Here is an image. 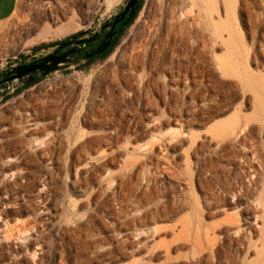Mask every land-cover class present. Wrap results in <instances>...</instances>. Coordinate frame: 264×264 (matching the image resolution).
Here are the masks:
<instances>
[{"label": "rangeland", "instance_id": "374dc122", "mask_svg": "<svg viewBox=\"0 0 264 264\" xmlns=\"http://www.w3.org/2000/svg\"><path fill=\"white\" fill-rule=\"evenodd\" d=\"M60 1L69 11L58 20L45 0L17 1L0 32V73L98 30L126 0ZM154 1H141L103 58L0 93V131L9 129L0 134V264H264V0H227L237 68L223 75L207 63L183 91L172 80L188 57L159 76L119 62ZM68 23L64 35L39 37ZM226 46L210 36L206 53L221 57ZM45 92L53 113L29 135ZM236 121L253 130L221 132ZM20 142L26 157L7 161Z\"/></svg>", "mask_w": 264, "mask_h": 264}, {"label": "bare ground", "instance_id": "6f19581e", "mask_svg": "<svg viewBox=\"0 0 264 264\" xmlns=\"http://www.w3.org/2000/svg\"><path fill=\"white\" fill-rule=\"evenodd\" d=\"M114 1L117 0H109L107 2L112 3ZM226 2L227 0H155L150 7L151 9L149 10L147 20L124 48L119 56V62L128 67H140L142 71L149 70L152 74L154 73L159 76L171 68L174 58L178 60V58L188 57L191 59V66H188L189 69L185 66H180V62L177 61V65L182 68H179L178 75L172 80L175 89L182 91L186 89L187 82L185 80L187 79V74L190 75L191 82L195 83L198 80L196 77H202L205 74L207 63H209L212 71L220 72L223 75L233 73L237 67L235 61L232 62L230 59V56L233 57L235 53L234 47L231 46L232 31L225 29L222 20L223 14L225 15L227 12ZM45 3L47 4L48 18L50 20H58L61 17L65 18L69 11L67 4H64L60 0H45ZM209 13L210 21L214 28L211 32H209L208 20H206ZM71 28L72 25L70 23L53 30L46 28L39 34V37H59L67 33ZM210 36L220 44L227 43L226 53H223V56L214 57L207 55L206 50ZM127 78L131 80L134 76L130 74ZM134 84L136 83L134 82ZM38 105L39 108L37 110L34 109L33 117L31 116L28 119L26 132L29 135L37 131L41 132L44 129L41 120L49 115L54 108L51 93L45 92L43 99H41ZM165 123L168 124L169 120H165ZM235 123V126L233 128L231 127V129L225 126L220 127L221 132L227 134L229 130L232 133L245 132L248 128L253 130L252 125L248 122L242 124L236 121ZM6 129L8 127L4 126L0 134ZM27 150V143L20 142L13 148L11 156L7 157L6 160L16 161L23 156L26 157ZM46 154V151H40L41 157L46 158ZM45 169L48 178H52L50 167ZM38 212H46L45 207L39 206ZM247 228H235L234 232H243L248 230ZM195 243L196 246H200L198 238ZM245 244L248 246L249 242L245 240Z\"/></svg>", "mask_w": 264, "mask_h": 264}, {"label": "water", "instance_id": "95a60500", "mask_svg": "<svg viewBox=\"0 0 264 264\" xmlns=\"http://www.w3.org/2000/svg\"><path fill=\"white\" fill-rule=\"evenodd\" d=\"M125 2V7L118 14L104 21L99 26L97 31L89 32L88 36L84 38H79L81 34H84L83 32L72 35L71 39L68 42H60L53 52L41 57L39 62L33 61L10 68L5 72L8 77L4 79V81L7 84H11L15 81H19L21 84H28L34 80L33 75L36 73L38 74V78H40L42 76H47L51 72L61 70L72 60L71 55L81 52V49L79 48L80 44H85L96 40L99 36H101V33L105 29H109L107 33L102 36V42L97 47H94L89 51L84 50L82 56L85 59H91L100 54L107 48L110 39L115 35L116 32L113 30L115 25L122 21L127 13V21L130 20L133 16L134 7L137 0H126ZM68 44H72V47L67 51L59 53V51Z\"/></svg>", "mask_w": 264, "mask_h": 264}, {"label": "flooded vegetation", "instance_id": "af4514ba", "mask_svg": "<svg viewBox=\"0 0 264 264\" xmlns=\"http://www.w3.org/2000/svg\"><path fill=\"white\" fill-rule=\"evenodd\" d=\"M140 2H141V0H137L136 5H135V7H134V11L136 10V8H137L138 5L140 4ZM125 5H126V2H125L124 5L122 6V8H120V9L118 10V12H116V14H118V13H119V12L125 7ZM116 14H115V15H116ZM127 19H128V13L124 16V18H123L122 21H120L119 23H117V24L115 25V27H114V29H113V30L116 32L115 35L110 39V41H109V45L107 46V48H106L105 50H103L100 54L96 55L95 57H93V58H91V59H85V58H83V56H82V53H83L84 50L89 51L90 49H92V48H94V47H97V46L102 42V40H103L102 36H103L105 33H107V31H108L109 29H105V30L101 33V36H99L96 40H94V41H92V42H89V43L80 44V45H79V48L81 49V52H80V53H77V54H73V55H71L72 60H71L70 62H74V61H82V62H84V63H86V61H90V62H92V61H94V60H96V59H98V58H102V56H103L104 54H108V52H109V51L112 49V47H113L112 45L115 44V43L117 42V40H118V39L120 38V36L123 34L124 30L130 25L131 19L128 20V21H127ZM96 31H97V30H96ZM94 32H95V31H94ZM80 33H81V32H80ZM87 36H88V34H81V35L79 36V38H84V37H87ZM70 39H71V36H69L68 38H65V39H63V40H59L56 44H54V45L48 47L49 49H48L46 55L49 54V53H51V52H53V51L57 48V45H58L60 42H68ZM71 47H72V44H68V45H66L64 48H62V49L59 51V53H62V52H64V51H67V50H69ZM41 57H43V56H40V57H34V58H32L31 60H29L27 63H30V62H33V61H37V62H39L40 59H41ZM21 64H24V63H21ZM33 76H34V80L32 81V83L37 82L38 80H40V79L43 78V76L40 77V78H38V74H37V73L34 74ZM7 77H8V75H7L5 72H2V73H1V76H0V86L6 84V82L4 81V79H6Z\"/></svg>", "mask_w": 264, "mask_h": 264}, {"label": "crops", "instance_id": "0c3cea01", "mask_svg": "<svg viewBox=\"0 0 264 264\" xmlns=\"http://www.w3.org/2000/svg\"><path fill=\"white\" fill-rule=\"evenodd\" d=\"M18 0H0V32L4 22L14 13Z\"/></svg>", "mask_w": 264, "mask_h": 264}, {"label": "trees", "instance_id": "16d2710c", "mask_svg": "<svg viewBox=\"0 0 264 264\" xmlns=\"http://www.w3.org/2000/svg\"><path fill=\"white\" fill-rule=\"evenodd\" d=\"M142 1V0H141ZM140 4H141V2H140ZM140 4L138 5V7L136 8V10L134 11V13H133V16H132V18H131V22L134 20V18L136 17V15H137V13H138V11H139V8H140ZM130 22V23H131ZM54 44H56V43H54ZM54 44H52V45H54ZM51 45V46H52ZM112 46H114V44L112 45ZM107 54H104L103 56H102V58L104 57V56H106ZM90 61H86V63H89ZM31 84H33L32 82L31 83H28V84H22L20 87H19V89H17V90H14L15 91V93H19L20 92V90H22V88H26V87H28L29 85H31ZM7 95H5V99H7Z\"/></svg>", "mask_w": 264, "mask_h": 264}, {"label": "built area", "instance_id": "2783aa9c", "mask_svg": "<svg viewBox=\"0 0 264 264\" xmlns=\"http://www.w3.org/2000/svg\"><path fill=\"white\" fill-rule=\"evenodd\" d=\"M14 89L15 88L12 86V83L11 84L6 83L5 85L0 86V93L6 90L7 91L6 94H7L8 92H13Z\"/></svg>", "mask_w": 264, "mask_h": 264}]
</instances>
